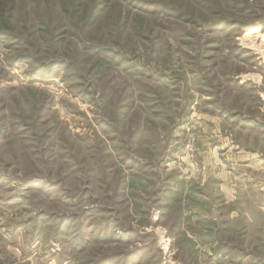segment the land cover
I'll return each mask as SVG.
<instances>
[{
	"label": "rangeland",
	"instance_id": "obj_1",
	"mask_svg": "<svg viewBox=\"0 0 264 264\" xmlns=\"http://www.w3.org/2000/svg\"><path fill=\"white\" fill-rule=\"evenodd\" d=\"M0 10V264H264V0Z\"/></svg>",
	"mask_w": 264,
	"mask_h": 264
},
{
	"label": "trees",
	"instance_id": "obj_2",
	"mask_svg": "<svg viewBox=\"0 0 264 264\" xmlns=\"http://www.w3.org/2000/svg\"><path fill=\"white\" fill-rule=\"evenodd\" d=\"M9 19H10V15L9 14L4 15L3 11L0 10V39H10V40H8V41H10V43L17 44L21 40L19 37H15L11 34L12 28L9 24L10 23ZM37 49L38 48L35 47V50H37ZM24 57H29V55H24ZM24 59H27V58H24ZM16 60H18V59H16ZM60 63H62V62L51 61L48 64H43V65L37 66V68H35V69L49 70L51 67H55V66L62 67L63 63L62 64H60Z\"/></svg>",
	"mask_w": 264,
	"mask_h": 264
}]
</instances>
